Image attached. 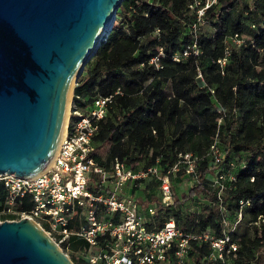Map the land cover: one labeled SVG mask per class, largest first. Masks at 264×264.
I'll use <instances>...</instances> for the list:
<instances>
[{"label": "trees", "instance_id": "1", "mask_svg": "<svg viewBox=\"0 0 264 264\" xmlns=\"http://www.w3.org/2000/svg\"><path fill=\"white\" fill-rule=\"evenodd\" d=\"M189 2L123 0L107 40L78 78L74 101L86 110L95 98L114 95L94 138L95 157L106 168L115 158L140 166L155 164L159 158L160 166L170 167L180 152L199 155L202 180L182 199L175 195L164 202L154 179L144 183L142 203H160L162 215H173L186 229L213 227L220 233L219 210H229L233 221L240 200H249L243 208L244 222L233 233L239 241L236 261L264 264V0L213 3L196 39L199 54L191 47L195 17ZM207 24L213 28L210 35L203 31ZM235 33L244 37L245 44L232 42ZM189 46L188 57L173 59ZM161 47L166 55L163 67L156 68L150 59ZM226 56L222 66L218 60ZM216 138L224 154L219 167L235 176L222 189L211 180L216 165L209 152ZM102 147L108 150L106 157L98 151ZM176 176L187 179L184 169ZM6 194L0 180V202ZM28 206L18 200L19 208ZM191 207L201 214L183 213ZM84 244L73 240L69 247L75 264H88L78 253ZM209 250L208 245H197L191 253L193 264H200Z\"/></svg>", "mask_w": 264, "mask_h": 264}, {"label": "built area", "instance_id": "2", "mask_svg": "<svg viewBox=\"0 0 264 264\" xmlns=\"http://www.w3.org/2000/svg\"><path fill=\"white\" fill-rule=\"evenodd\" d=\"M216 1L189 2V12L195 17L191 27L195 42L191 47L196 54L200 52L196 44L200 26L205 22L207 9ZM155 33L158 35L160 29ZM231 40L238 46L245 44L239 33ZM190 53L189 46L182 53H175L173 59L181 61ZM229 54L227 49V56ZM165 55L164 49L159 48L150 64L162 68L161 59ZM227 56L218 60L222 66ZM113 98V94L99 96L83 110L75 104L73 95L65 134L50 164L34 177L0 175L7 189L0 202V222L28 217L68 250L73 240H83L84 248L78 253L88 264H193L191 253L197 245L210 247L200 264H245L236 261L239 241L233 233L244 222L243 208L249 200H240V210L233 221L229 210H219L221 231L218 233L213 227L186 229L173 215H162L160 203L144 204L142 197L137 196L145 182L155 179L159 181L163 201L171 202L175 196L174 178L181 169L185 171L188 187L201 182L199 155L180 152L178 162L170 167L160 166L159 158L149 166L129 165L115 158L110 168L97 161L94 138ZM209 153L216 165L211 180L222 189L225 181H234L235 176L224 173L219 167L224 154L217 138ZM18 200L28 204V208H19ZM193 209L183 210V213L198 217L202 212ZM257 223L260 224V218Z\"/></svg>", "mask_w": 264, "mask_h": 264}, {"label": "water", "instance_id": "3", "mask_svg": "<svg viewBox=\"0 0 264 264\" xmlns=\"http://www.w3.org/2000/svg\"><path fill=\"white\" fill-rule=\"evenodd\" d=\"M123 0H0V175L34 177L63 136L70 92ZM0 264H75L34 220L0 222Z\"/></svg>", "mask_w": 264, "mask_h": 264}, {"label": "rangeland", "instance_id": "4", "mask_svg": "<svg viewBox=\"0 0 264 264\" xmlns=\"http://www.w3.org/2000/svg\"><path fill=\"white\" fill-rule=\"evenodd\" d=\"M203 31L205 32V35H210L212 32H213V28H212V26H211V24H207L206 26H204V28H203ZM199 82L200 83H203V79L202 78H200V80H199ZM73 94V93H72ZM73 96V95H72ZM71 101H72V97H71ZM98 151L99 152H101L103 155H104V157H106L107 156V153H108V150L106 149V148H104V147H102V148H100V149H98ZM147 160V159H146ZM174 182H175V184H176V186H175V189H174V192H175V195L177 196V197H183L185 194H187L188 193V185H187V183L185 182V181H183V180H179L178 179V176H176L175 178H174ZM142 188H143V186H141L140 188H139V190H138V193L139 194H137V196L139 195V196H141L142 197V194L144 193V192H142ZM158 192V191H157ZM159 192H161V191H159ZM62 248L64 249V251L70 256V258H71V251L70 250H65V248L62 246Z\"/></svg>", "mask_w": 264, "mask_h": 264}, {"label": "bare ground", "instance_id": "5", "mask_svg": "<svg viewBox=\"0 0 264 264\" xmlns=\"http://www.w3.org/2000/svg\"><path fill=\"white\" fill-rule=\"evenodd\" d=\"M71 97H72V89H71V92H70L69 104H70V101H71ZM69 104H68V110H67V115H66L65 125H66L67 118H68V114H69ZM64 134H65V126H64L63 136H64ZM63 136H62V138H63ZM56 151H57V150H56Z\"/></svg>", "mask_w": 264, "mask_h": 264}]
</instances>
